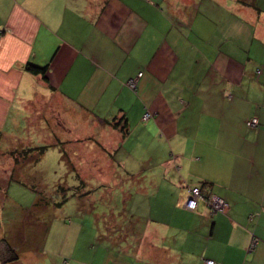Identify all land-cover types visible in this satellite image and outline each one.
Here are the masks:
<instances>
[{"label": "crops", "instance_id": "1", "mask_svg": "<svg viewBox=\"0 0 264 264\" xmlns=\"http://www.w3.org/2000/svg\"><path fill=\"white\" fill-rule=\"evenodd\" d=\"M199 2L212 12L194 13L196 0H0V242L18 244L4 219L18 166L60 148L80 181L91 166L97 180L121 172L127 199L172 195L146 219L142 207L134 222L113 215L104 254L264 264V0ZM205 182L222 213L207 197L185 208ZM129 237L137 257L119 248ZM10 253L0 264H16Z\"/></svg>", "mask_w": 264, "mask_h": 264}, {"label": "rangeland", "instance_id": "2", "mask_svg": "<svg viewBox=\"0 0 264 264\" xmlns=\"http://www.w3.org/2000/svg\"><path fill=\"white\" fill-rule=\"evenodd\" d=\"M199 1L196 0L194 13L197 12L198 6L199 14L212 12L200 6ZM199 62L200 65H205L201 60ZM187 71L196 79L200 73L197 67L194 74L193 71ZM59 149H47L43 155H39L37 151L31 152L37 161H25L18 166L19 173L16 177L22 183L20 185L13 183L11 188L17 191L14 194L11 192V196L5 198L7 214L4 217L7 219L8 215L16 222L13 231H16L18 244L8 246L0 242L2 260L5 262L8 253L11 255V249L16 247L18 256L16 264H126L127 259L120 261L114 258L119 255V250L103 253L104 245L107 244L104 234L109 237L108 220L112 219L113 215L121 222L125 218H128L127 221L136 219L134 214L140 207L143 208L146 219L150 216L149 207L152 209L156 204L164 205L165 199L171 206L172 195L156 198L147 193L144 200L135 196L127 199V194L124 195V176L121 172L97 180L91 166L90 176L86 175L85 179L80 181L70 170L71 166H66L61 161ZM85 171L88 172L87 169ZM59 188L64 190L59 191ZM42 197L44 199L38 202ZM36 200V207H31L32 201ZM132 210L135 212L131 213ZM154 211L155 209L153 213ZM79 225L83 229L81 233H78ZM74 239L77 243L76 249L68 245ZM130 239L132 238H127V241L123 239L119 248L127 249L128 256L137 257L135 253L138 245ZM116 247L118 248V245ZM121 254L124 258L125 253Z\"/></svg>", "mask_w": 264, "mask_h": 264}, {"label": "built area", "instance_id": "3", "mask_svg": "<svg viewBox=\"0 0 264 264\" xmlns=\"http://www.w3.org/2000/svg\"><path fill=\"white\" fill-rule=\"evenodd\" d=\"M129 85L131 87H134V83L133 81L131 83H129ZM150 118V114L149 113H145V115L143 116V119L144 120H147ZM257 125V120L256 119H251L247 122V126L249 127H255ZM203 198L201 193H200V190L198 188H192L190 191H189V195L184 203V206L186 209L188 210H194L197 206V202L199 199ZM208 204L209 206L211 207L212 211L214 213H222L227 204L225 203V201L215 197V196H210L208 199ZM254 242L251 243V246L250 248L253 246ZM206 264H214V261L212 260H207L206 261Z\"/></svg>", "mask_w": 264, "mask_h": 264}, {"label": "trees", "instance_id": "4", "mask_svg": "<svg viewBox=\"0 0 264 264\" xmlns=\"http://www.w3.org/2000/svg\"><path fill=\"white\" fill-rule=\"evenodd\" d=\"M26 68H27L28 71H31V72L34 73V74H38V73H40V74H44V73L46 72V67H38V66H35V65H32V64H28ZM124 128H125V127H124V125H123L122 129H124ZM43 150H44V149L41 148V149H39L38 151H39V153H42ZM208 185H209V184H207V182H205L202 186H200V187H196V188H198V189L200 190V193H201V195H202L203 198L207 197L206 199H208L209 196L207 195V196L204 197V195H203L202 192L205 191L206 188L209 187ZM59 189H60V188H59ZM61 190H62V189H61Z\"/></svg>", "mask_w": 264, "mask_h": 264}, {"label": "bare ground", "instance_id": "5", "mask_svg": "<svg viewBox=\"0 0 264 264\" xmlns=\"http://www.w3.org/2000/svg\"><path fill=\"white\" fill-rule=\"evenodd\" d=\"M191 211V210H190Z\"/></svg>", "mask_w": 264, "mask_h": 264}]
</instances>
